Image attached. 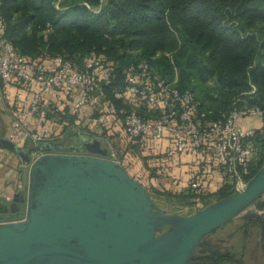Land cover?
I'll use <instances>...</instances> for the list:
<instances>
[{
  "label": "trees",
  "instance_id": "1",
  "mask_svg": "<svg viewBox=\"0 0 264 264\" xmlns=\"http://www.w3.org/2000/svg\"><path fill=\"white\" fill-rule=\"evenodd\" d=\"M0 3L7 21V37L31 64L63 56L84 70L88 61L102 55V62L113 67L114 81L108 87L111 95L115 87L123 84L124 68L147 61L168 82L177 79V88L194 93L202 107L213 112L209 119H215L219 111L240 105V98L264 109V0ZM48 26L52 31L45 37ZM254 88V94L244 95ZM63 113L52 108L49 119L53 118L51 114H61L59 121L66 128L74 118L68 110ZM260 144L250 170L251 179L264 166V140L257 142ZM27 149L31 153L43 147ZM44 151L48 152L46 148ZM231 184L227 179L220 189L226 199L235 196L227 195ZM24 215L21 212L10 218ZM206 257L194 259L206 264L215 258Z\"/></svg>",
  "mask_w": 264,
  "mask_h": 264
},
{
  "label": "water",
  "instance_id": "2",
  "mask_svg": "<svg viewBox=\"0 0 264 264\" xmlns=\"http://www.w3.org/2000/svg\"><path fill=\"white\" fill-rule=\"evenodd\" d=\"M38 147L48 153L33 161L27 145L0 138V149L31 167L27 194L13 199L25 218L0 223V264H191L206 236L264 195L263 166L237 195L191 216L169 215L98 140L82 145L87 154L62 143ZM249 217L264 230L261 214Z\"/></svg>",
  "mask_w": 264,
  "mask_h": 264
},
{
  "label": "built area",
  "instance_id": "3",
  "mask_svg": "<svg viewBox=\"0 0 264 264\" xmlns=\"http://www.w3.org/2000/svg\"><path fill=\"white\" fill-rule=\"evenodd\" d=\"M51 31L48 26L45 37ZM6 32L7 21L0 3V81L21 84L28 90L36 89L29 107L13 113L16 135L10 139L19 147L59 141L62 135L48 125L50 110L45 100L55 92L78 90L77 99L68 111L74 118L69 127L75 135H80L78 122L89 111L114 116L122 129L123 141L121 146H115L106 140L107 150L109 159L126 171L137 148L154 149L157 144L167 142L165 150L157 154L156 181L164 175L165 161H177L184 155L195 157L199 164L197 177L201 180H212L213 171H217L239 185L249 174L248 166L258 156L257 142L264 140V125L245 127L241 121L264 119V109L250 105L246 98L237 100L240 105L235 104L229 111H219L215 119H209L213 112H207L194 93L168 82L147 61L124 68L123 84L115 87L110 95L108 87L114 81L113 67L102 62V55L88 61L84 70H79L63 56L31 64L17 51ZM50 61L53 64L47 65ZM254 92L255 88L244 95ZM139 109L151 116L141 115ZM93 139L100 141L95 133ZM45 154L30 153L33 161ZM24 218L25 215L20 219L0 220V223Z\"/></svg>",
  "mask_w": 264,
  "mask_h": 264
},
{
  "label": "crops",
  "instance_id": "4",
  "mask_svg": "<svg viewBox=\"0 0 264 264\" xmlns=\"http://www.w3.org/2000/svg\"><path fill=\"white\" fill-rule=\"evenodd\" d=\"M52 64L53 62L50 61V63L47 65ZM35 90L36 89L28 90L21 84H5L0 81V138L11 140L10 136L16 135L15 129L13 127V113L17 109H27L29 107L31 100L36 93ZM78 94V90L71 92H55L47 96L45 103L50 111H52L53 108L56 111H60L62 114H64L63 112H65V110L69 111V108L71 109L73 103L77 99ZM138 112L144 116H151V114H148L141 109H139ZM51 116H53V118L49 119L48 125L56 134L62 135L59 141L52 142V144L62 143L65 146H80L81 144L86 143V141L88 142L90 139L94 140V133L95 136H99V140L101 141L99 142L102 143V147L104 149H108V142L106 140H110L115 146H121L122 144V129L118 125V122H116L114 116H101L100 114H92L91 111L82 116L78 122V126L80 128L89 130L87 134L91 137H89V139H87L85 142H78L76 140L72 142L71 140H74L77 137H73L75 136V132H73L70 127H63V124H61L59 121L62 115L58 114V116H56L55 114H51ZM251 119L253 118L242 120V125L245 127H256L255 124H252ZM79 136L83 137L82 135ZM167 144V142H164V144H157L154 149L142 147L139 149L137 148L135 157L131 160V164L127 166L128 173L131 175L134 174L131 171H136V160L140 158L146 161H144L145 164H147L149 168H152L150 170L152 172V170L155 169V165L158 161L157 154H160L159 151L165 150ZM27 147L35 149L38 146L33 147L32 145L27 144ZM44 149L45 148L41 149V151H38V153H48L47 151H44ZM164 165L163 176L170 175L167 180L173 179L171 177L180 178L185 182L184 185L187 184L191 177L196 175V169L199 167V165L196 167L195 157L192 155H184L179 158V160L173 162L165 161ZM30 168V165L24 162L17 154L8 150L0 149L1 203L7 204L12 202L18 193L23 195L27 194L28 189L26 188H29ZM200 168L203 169V166L201 165ZM212 175V180H214L213 182H218L220 186H222V183L226 182L227 180L224 175L217 171H213Z\"/></svg>",
  "mask_w": 264,
  "mask_h": 264
},
{
  "label": "rangeland",
  "instance_id": "5",
  "mask_svg": "<svg viewBox=\"0 0 264 264\" xmlns=\"http://www.w3.org/2000/svg\"><path fill=\"white\" fill-rule=\"evenodd\" d=\"M176 82L177 79L174 83L176 84ZM251 122L253 125L255 124L256 127L264 125V119L261 118H253ZM79 131L81 132L80 135L83 137L75 135L73 137L77 138L71 140L72 142L75 140L78 142H85L89 139L90 136L87 134L89 130L80 128ZM89 141H92V139L88 140V142ZM258 147V150H261V144ZM50 152H55V150H51ZM144 161L145 160L142 158L136 160V171L132 170L131 172L134 174H130V176L135 180L137 179L138 182L140 181L139 183L147 188L159 210L165 214L181 217L191 216L199 213L210 205L226 199L224 198L225 196L220 193V189L226 182L222 183V186H220L218 182H213L214 180H201L195 177L199 176V169H196V175L191 177L186 185H184L185 182L182 181V179L177 177H171L173 179L167 180L170 175L160 176L156 181L154 180L156 177L155 169L151 172L150 170L152 168H149V166L145 164L146 161ZM255 162L256 160L249 164V174L244 177L241 184L236 185V182L231 184L227 195H237L247 186L251 180L250 175H252L250 170L254 168L253 165H255ZM197 165L199 164L196 163V167ZM26 189H28V187ZM263 203L264 195L239 217L234 218L226 225L205 237L204 242L206 244L210 243L211 248L219 251V255L213 258L212 261L208 259L207 264H264V230L259 220L249 217L250 212L259 213L264 217V208L261 209ZM0 220L13 219L1 218ZM195 255L198 257L199 253ZM208 257H210L209 254H207L206 258Z\"/></svg>",
  "mask_w": 264,
  "mask_h": 264
},
{
  "label": "flooded vegetation",
  "instance_id": "6",
  "mask_svg": "<svg viewBox=\"0 0 264 264\" xmlns=\"http://www.w3.org/2000/svg\"><path fill=\"white\" fill-rule=\"evenodd\" d=\"M82 145L83 144H81L80 146H76V147L80 150L81 154H87V152H85ZM4 205L8 206L9 212L7 214H0V216H2V218H10V217L14 216L15 214H19L21 212H24V214L26 215L24 207L19 202L14 203L12 201V202L4 204ZM0 210H3V208L1 207ZM204 239L202 240V242H201L200 246L198 247V249L196 250L195 254L199 253V256H204V257L207 256V254H209V255H213L216 258L219 255V251L217 249L211 248V246H210L211 244L210 243L206 244L204 242ZM195 254H194L193 259L191 260V264H205V263H203V261L195 260L194 259L196 256ZM224 256H226V255H224Z\"/></svg>",
  "mask_w": 264,
  "mask_h": 264
}]
</instances>
